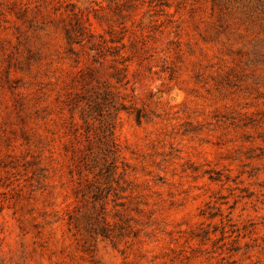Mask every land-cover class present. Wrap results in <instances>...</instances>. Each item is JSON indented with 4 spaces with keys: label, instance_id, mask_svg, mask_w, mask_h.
Returning a JSON list of instances; mask_svg holds the SVG:
<instances>
[{
    "label": "rangeland",
    "instance_id": "374dc122",
    "mask_svg": "<svg viewBox=\"0 0 264 264\" xmlns=\"http://www.w3.org/2000/svg\"><path fill=\"white\" fill-rule=\"evenodd\" d=\"M0 264H264V0H0Z\"/></svg>",
    "mask_w": 264,
    "mask_h": 264
}]
</instances>
